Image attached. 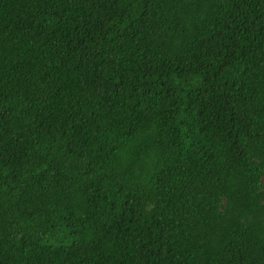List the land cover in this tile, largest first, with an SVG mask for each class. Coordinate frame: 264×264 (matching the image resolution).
<instances>
[{"label": "trees", "instance_id": "trees-1", "mask_svg": "<svg viewBox=\"0 0 264 264\" xmlns=\"http://www.w3.org/2000/svg\"><path fill=\"white\" fill-rule=\"evenodd\" d=\"M0 264H264V0H0Z\"/></svg>", "mask_w": 264, "mask_h": 264}]
</instances>
